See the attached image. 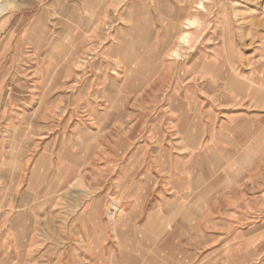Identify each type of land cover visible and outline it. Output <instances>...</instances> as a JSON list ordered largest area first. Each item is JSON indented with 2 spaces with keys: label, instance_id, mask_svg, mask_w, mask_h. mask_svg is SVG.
I'll return each instance as SVG.
<instances>
[{
  "label": "rangeland",
  "instance_id": "1",
  "mask_svg": "<svg viewBox=\"0 0 264 264\" xmlns=\"http://www.w3.org/2000/svg\"><path fill=\"white\" fill-rule=\"evenodd\" d=\"M143 1L0 0V264H264V0Z\"/></svg>",
  "mask_w": 264,
  "mask_h": 264
},
{
  "label": "bare ground",
  "instance_id": "2",
  "mask_svg": "<svg viewBox=\"0 0 264 264\" xmlns=\"http://www.w3.org/2000/svg\"><path fill=\"white\" fill-rule=\"evenodd\" d=\"M162 1L167 6H169V5H171V2L173 0H166L167 3L164 0H144L143 1V6L142 7H144V9L140 13V25H139L140 27H145L147 21L149 20V16L148 15H150L149 14V10L151 8V3L153 4L154 8L157 9L160 6V3ZM210 1L211 0H198L195 8H196V11L198 12L199 15L204 16L205 13L209 12L208 4L210 3ZM106 18H107V8L98 9V7L95 8V6H94L91 9V11H90V26L93 27L92 36H91L92 38H94L95 35L97 34L96 29L101 27V25H103L105 23ZM223 24L225 25L226 22L223 21ZM179 27H184V30L178 36H176V41H175L176 42V47L169 54L170 58L173 59V60L174 59H176V60L182 59L183 51H185V49L187 47H189L191 42H192L193 34H192L191 31H192L193 27H203V24L201 23V21L198 18H195V19L186 20V22L182 26L179 25ZM126 69L130 72L132 67L128 65L126 67ZM215 72H216V70L214 71V73ZM111 210H118L117 203H113L112 204ZM95 211H97V207L95 208L94 211H92L93 215H94ZM109 215H111V216L114 215L113 211H112V214H111V211H110ZM113 228H114L115 233H116L117 232V224H114ZM98 229H101V225L98 226ZM24 232H25V230L22 231V234H21L22 236H19V238L24 239V238L27 237V235ZM96 232H99V231H96ZM152 234H153V232H152ZM154 235H156V234H154ZM96 238H98V237H95V240L92 239V236H90L88 238L89 241L92 243L90 245V249L92 250V252L94 250L95 253L98 252V249H96L97 245L94 243V241L96 242Z\"/></svg>",
  "mask_w": 264,
  "mask_h": 264
},
{
  "label": "crops",
  "instance_id": "3",
  "mask_svg": "<svg viewBox=\"0 0 264 264\" xmlns=\"http://www.w3.org/2000/svg\"><path fill=\"white\" fill-rule=\"evenodd\" d=\"M151 227H153V226H151ZM150 232H153V231H151V230H150ZM153 233H154V234H157V232H156V233H155V232H153ZM157 236H158V235H157Z\"/></svg>",
  "mask_w": 264,
  "mask_h": 264
}]
</instances>
